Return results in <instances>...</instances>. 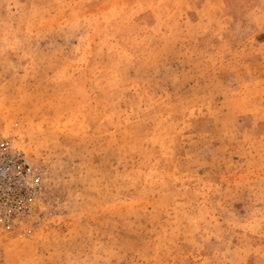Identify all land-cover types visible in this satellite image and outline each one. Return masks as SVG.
Wrapping results in <instances>:
<instances>
[{
	"label": "rangeland",
	"instance_id": "obj_1",
	"mask_svg": "<svg viewBox=\"0 0 264 264\" xmlns=\"http://www.w3.org/2000/svg\"><path fill=\"white\" fill-rule=\"evenodd\" d=\"M0 137V264H264V0H0Z\"/></svg>",
	"mask_w": 264,
	"mask_h": 264
},
{
	"label": "built area",
	"instance_id": "obj_2",
	"mask_svg": "<svg viewBox=\"0 0 264 264\" xmlns=\"http://www.w3.org/2000/svg\"><path fill=\"white\" fill-rule=\"evenodd\" d=\"M43 184L41 167L0 137V225L4 229L35 219Z\"/></svg>",
	"mask_w": 264,
	"mask_h": 264
}]
</instances>
